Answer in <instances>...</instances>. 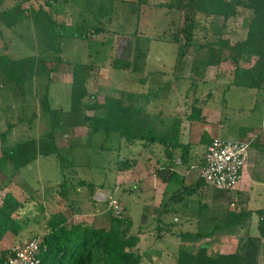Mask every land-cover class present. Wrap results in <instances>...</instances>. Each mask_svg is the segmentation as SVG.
<instances>
[{"label":"rangeland","instance_id":"obj_1","mask_svg":"<svg viewBox=\"0 0 264 264\" xmlns=\"http://www.w3.org/2000/svg\"><path fill=\"white\" fill-rule=\"evenodd\" d=\"M133 1L135 0L113 1L111 21L105 23V18L101 24L108 28L107 32H100L95 38L90 37L91 41L71 38L70 41L66 39L63 42L62 46L65 50L61 49L60 53L64 59L71 62L81 61L92 66L87 88L93 97L84 98L85 103H101L106 95L115 97L122 95L125 104L130 102L135 107H141L146 113L147 111L158 113L162 110L164 113L171 111L173 114L175 109L190 113L195 96L203 99L207 97V92L212 91L210 100L206 101L208 98L203 100L208 105L206 110L212 114L208 115L207 126L211 127L212 135L225 140H239V130L243 126L254 123V131L258 132L260 140L264 136L262 122L264 112L263 104L260 103V101L263 102L264 89L230 85L234 66L228 58L230 54L228 50L221 52L222 59L217 66L210 67L221 77L217 81L213 80L214 82L203 78L209 47L216 48L218 38L234 43L246 37L248 20L253 16V11L246 9L243 5L248 1L240 0L236 15L230 16L225 22L221 17L196 13L192 43L184 45L182 54H178V43L155 37L157 33L154 29L160 32L162 23L168 21L171 15L164 16L165 9L151 7L147 9V6L142 7L139 12H132L130 4ZM44 2L45 0H31L24 2L22 7L35 9L43 5L54 20L65 24H75L87 12L85 0H54L50 7L45 6ZM14 3H16L15 0H5L2 7H10ZM134 32L141 37H150L147 42V58L142 71L134 74L111 69L110 60L122 52L125 44L134 40ZM37 46H39V37L29 18L11 28L0 22V54L20 58L38 53ZM57 54L56 47L41 53L46 59L54 58ZM254 60L255 57L242 60L240 66L248 68L252 66ZM62 67V74L53 73L51 76L48 98L52 109L60 108L62 111H68L71 66L63 63ZM208 74L212 78L213 73ZM45 81L33 82L31 87L30 84H25L24 91L20 94L18 89H12L7 85L6 79L0 73V132L7 130L6 140L4 143L0 142V147L1 145L10 146L27 138H38L50 129L47 116L41 113L39 107V98L43 94L42 88ZM228 84L230 87L226 89L224 85ZM146 95L152 100L151 102L147 101ZM256 100L258 101L255 105ZM249 107L254 108L248 109ZM239 108H244L246 113L239 114ZM32 110L36 111V117L30 121L28 118ZM82 113L91 117L95 114L102 115L103 111L83 108ZM180 115L182 116V113ZM8 124L12 125L9 129H7ZM92 129L90 125L84 123L82 126H64L55 130V141L59 155L63 156L62 160L59 156L50 155L40 157L9 174L0 171V200L7 190H11L14 196H19L20 200L28 199L14 217L24 215V218H20L24 220L33 217V213L36 215L33 218L34 222L30 220V223L20 230L16 236L17 241L22 239L24 241L33 236L41 237L45 222L51 215L50 212L58 211L57 209L69 217L73 215L74 221L83 222L84 220L85 223L88 221L95 226L108 227L111 217H116L112 207L109 206V196L116 199L122 208L120 219L124 222L130 221L128 233L140 235L135 251L140 255L142 264H147V246L155 243L154 238L157 237L159 242L156 241L154 247L156 252H160V258L156 261H162V264H174L175 255L181 247L195 249L205 246L209 254L230 253L239 248L245 237L258 238L256 228L258 216L255 211L260 205L254 198L264 193V181H258L259 185L256 187L240 189L238 185L235 191L229 193L200 184L196 187L198 190L195 194L190 192L186 194L187 192L182 190L181 193L185 194L184 199L178 204L180 206L175 208L176 203L179 202H168L167 198L162 199L163 187L158 181L149 179L147 176L149 170L154 169L155 165L154 159L147 157V154L152 153L150 149H147L146 141L126 142L117 131L107 135L102 129L95 131ZM158 148H160L158 144L153 145L152 150H159ZM125 158H136L137 161L130 169L118 170L116 162ZM199 160L200 157L197 162ZM60 165H63V169ZM186 174L194 180L200 177L199 171L195 169H189ZM81 179L95 183L94 192H103L102 198L105 200L96 201L95 196H91L87 188L78 187ZM63 180L70 186L67 201L61 193L55 191L56 185ZM6 181L7 183H4ZM32 188L34 192L37 191L33 205H31L33 199L30 195L33 192ZM167 196H170V192ZM71 198L76 202L73 206L67 203ZM37 200L39 203L36 202ZM201 203L207 206V210L205 207H200ZM147 204H149L148 208ZM193 208L196 210L198 208L202 213L201 217H220L226 210L240 208L250 210L251 214L247 224L238 230L218 231L208 238H200L192 242L190 237L181 238L176 232L178 230L195 231L196 226H200L201 222L193 224L189 221L192 219L190 215ZM99 210H103L100 221L93 219ZM196 210L194 209V212ZM177 213L182 215L185 213L188 216L184 220V225L187 227L169 226ZM157 216L162 220H158ZM76 217L78 219H75ZM91 219L93 221H90ZM213 223L210 222V224ZM167 225L173 230L167 229ZM207 230V225L203 223L200 231ZM170 231L173 232L170 233ZM258 264H264V239H260Z\"/></svg>","mask_w":264,"mask_h":264},{"label":"trees","instance_id":"obj_2","mask_svg":"<svg viewBox=\"0 0 264 264\" xmlns=\"http://www.w3.org/2000/svg\"><path fill=\"white\" fill-rule=\"evenodd\" d=\"M5 0H0V22L8 28L18 25L29 18L39 37V46L36 54L14 58L7 54H0V73L12 89H18L20 94L24 91V85L40 80H46L43 84V94L39 98L40 111L50 124V129L38 138H27L10 146L0 147V171L9 174L27 166L38 157L59 155L55 141V130L61 127L82 126L84 123L95 130L102 129L107 135L117 131L126 142L136 140L160 143L165 150L175 147L173 133L157 132L148 122L149 116L139 106L132 103L125 104L123 96L106 95L101 103H85L84 98H92L87 83L90 78L91 64L81 61H69L62 57L63 42L74 38L91 41L100 32H107L108 28L102 26L111 21V10L114 0H85L86 15L82 16L75 24L59 23L51 14L40 5L38 8H23L22 4L31 0H15L10 7H2ZM13 1V0H12ZM54 0H45L44 5L50 7ZM244 2L246 9L253 11V16L248 20L247 34L242 40L229 43V40L218 38L216 48L210 46L206 61L207 65L218 64L221 61V52L228 50V58L233 64V76L231 85L264 89V0H247ZM240 0H135L130 4L131 11H137L145 6L154 9H165L164 16L171 15L168 21L162 23V29L156 30V39L163 38L178 43V54L184 52V45H190L194 37L195 14L201 12L206 16L221 17L225 22L230 16L236 15ZM134 40L125 44L120 54L110 60V67L114 70H124L131 73L141 72L147 58V42L150 37H141L135 32ZM182 38V41H181ZM89 39V40H88ZM68 41V43H69ZM88 45V43H87ZM56 47L57 55L51 59L44 58L41 53ZM87 47V46H86ZM62 49V50H61ZM65 50V48H64ZM63 50V51H64ZM123 51L125 53L123 54ZM255 57L252 66L245 68L240 66V61L250 60ZM66 63L71 66L70 82V109L62 111L60 108L52 109L48 98L49 84L53 73L61 72V65ZM63 72V71H62ZM31 90V89H30ZM131 95V94H130ZM147 98L148 95H146ZM131 98V97H129ZM83 108L101 109V114L91 117L82 113ZM201 110L193 106L189 113V119H200ZM36 117V111L32 110L28 120ZM24 120V119H23ZM12 125L8 124V128ZM7 131V130H6ZM0 132V142L4 143L7 132ZM188 145H183L181 161L188 160ZM136 158L120 159L117 163L118 170H127L136 163ZM63 169V165H60ZM158 176L166 179L180 178L175 171L168 168L156 170ZM196 184H205L202 178L196 179ZM80 186H86L89 194H93L96 184L81 179ZM58 187V188H57ZM69 185L63 180L56 185L55 191L62 194L67 201L70 195ZM191 187L183 190L190 192ZM180 188L172 190L168 200L181 201L183 195ZM188 194V192L186 193ZM73 206V199L67 202ZM21 202L7 191L0 201V240L7 231L17 234L21 229V221L13 216L20 207ZM200 207L207 206L201 203ZM51 215L45 222L44 233L41 236L39 247V264H140V255L135 251L140 235L129 234L130 221L111 217L109 228L95 227L85 222H69L61 211L50 212ZM258 238L245 237L239 248L230 253L209 254L205 246L198 248H179L176 254L177 264H258V252L260 239H264V208L257 209ZM200 214H202L200 212ZM251 211L246 208L238 210H226L220 217H214V224L206 232L187 233L184 238L195 242L200 238H208L218 231H235L242 228L249 221ZM208 218L199 217V221L207 223ZM7 252V250H6ZM4 253L3 257L5 256Z\"/></svg>","mask_w":264,"mask_h":264},{"label":"crops","instance_id":"obj_3","mask_svg":"<svg viewBox=\"0 0 264 264\" xmlns=\"http://www.w3.org/2000/svg\"><path fill=\"white\" fill-rule=\"evenodd\" d=\"M217 65L218 64L207 65L208 68L206 69V67H207L206 66L203 69L204 70L203 71V74H204L203 78L208 79L209 82H214L213 80L217 81V79L220 78L221 75L218 76L219 73L216 72V70L213 71L212 69H210V67H215ZM209 72H210V75L213 73L212 78H211V76H208ZM60 73L62 74L63 72H57L54 74H60ZM207 77H210V78H207ZM70 82H71V79H70ZM70 82H69V84H70ZM230 85L228 84V85H224V86L226 87V89H228L230 87ZM232 86H234V85H232ZM211 93H212V91L207 92V97H204L203 99H200L197 96H195V98H194L195 101H193L194 102L193 106H196L201 110L200 119H198V120L189 119V117H188L189 113H188V111L186 112V110H184V112H179L181 110L175 109L176 111L173 113L174 115L172 114L171 111L167 112L168 115H167V113H164L162 110L159 111L158 113H153V112L147 111V114L149 113L148 114L149 116L147 117V119L149 120L148 122L151 124V126L157 132H159V133H165V132L173 133V137L171 138L170 141H173V145L175 147H173L172 149H170V147H169V148H167L168 150H165V148L162 144L157 143V142L150 143L149 141H147V146H148L147 149H150L151 153H152V154H147V157L148 158L151 157L152 159H154V165H155L154 169L149 170L150 172L147 174V176L149 179L152 178V179H155L156 182L158 181L160 183V185L163 187L162 189L164 191V194H163L162 199L167 198L166 200L168 202H179V203H176L177 206L175 208L180 206L178 204H180L182 200L181 201H172V200L170 201V200H168L167 194L169 192L171 194L172 190H176L178 188H180V191H182L184 187H191V189H190L191 194L197 193L198 189H196V187H198V184L195 183L196 180L189 178L188 174H186V172H188L189 169H195V170L199 171L198 168L200 169L199 166L201 165L206 145L208 144V142L212 138L216 137L215 135H212L211 127H207L208 126V115H212V114H210V112H208L206 110V108L208 107V105H206V103H207L206 101H209L210 98L212 97ZM205 99H207V100L203 101ZM147 101L151 102L152 100L148 98ZM257 101L258 100L255 101V105H256ZM262 101L263 102L260 101V103L263 104V112H264V97L262 98ZM202 103H204V105H201ZM255 105H254V107H255ZM254 107H252V108L249 107L248 109H253ZM238 112H239V114H245L246 110L244 108H239ZM181 113H182V116L180 115ZM262 122L264 124V115L262 117ZM239 134H240V136H239L240 139L239 140H232V141L249 142L248 159H247L246 165L242 171V176H241V180L239 183V185H240L239 187H241L240 189L248 188V187H256L259 185L258 181H264V136H262L260 138V140L258 139L259 134H258V132L254 131V123H252V125L248 124L247 126H243L239 130ZM220 139H222V138H220ZM157 144L160 147V148H158L159 150H152L153 145H157ZM183 145L189 146L188 160H187V162H184V163L181 161V155H182L181 149H182ZM154 154H155V156H153ZM198 157H200V160L197 162ZM39 158L40 157H38L37 159H39ZM161 168H168L170 171H175L178 174V176H180V178H176L173 180V179H166V177L162 178V177L158 176L156 173V170H159ZM186 168H187V170H186ZM7 181L4 183H7ZM150 183H152V182H150ZM26 186H29V185L26 184ZM29 187H31V186H29ZM78 187H80V185H78ZM81 187L86 188V186H81ZM31 190L33 191V188ZM7 191L11 192V190H7ZM187 192H188V194H190L189 191H187ZM36 193H37V191L36 192L33 191L30 193V195L33 199L31 201L32 202L31 205H33L35 200H36L34 197ZM53 193H55V191H53ZM12 194H14V193H12ZM181 194L183 196L185 195L183 193H181ZM263 194L259 195L257 198H254V199H256L255 202H258L260 205L257 207V209L264 208V195ZM93 195L95 196L96 201H104L102 198L103 192L96 191L91 196H93ZM15 197L17 198L18 201L21 202V205L13 213V216H15V213L18 214V212H20L21 208H23V206H24L23 203L28 201L27 198L20 200L18 198L19 196L16 195ZM183 199H184V197H183ZM36 202L39 203L38 200ZM73 204L75 205L76 202ZM148 207H149V204H147V208ZM194 209L196 210V208L192 209V215H190L192 217V219H189V221L192 222L193 224L194 223L199 224V222H200L199 221L200 211L197 208V210L194 212ZM57 210L60 211V209H57ZM97 212L98 213L95 214L93 219H97L98 221H100V220H102V218H100V215H101V212H103V210L102 211L99 210ZM61 213L65 218H67V220L69 222H71V221L79 222V221L73 220L74 219L73 215H70V217H69L64 212L61 211ZM74 214H75V216H77L76 212ZM32 215H33V217H31V218L28 217L27 219H24V220H20V218H24V215L17 216V218H19V220L21 221V223H20L22 226L21 230L24 229L23 228L24 226H27L28 223H30L29 222L30 220H31V222L35 221L33 218L36 217V215L34 213ZM184 215H185V213L183 215L180 213H177L176 216H173V218H172L173 223L169 224V226L170 225H172L173 227H175V226L176 227L186 226V225H184V220L188 216L187 215L184 216ZM182 216L184 218H182ZM204 218H205V216H204ZM206 218H208V220H207L208 222L204 223V224H206L207 229H209L210 225L212 226L214 224V223L210 224V222H214V220H213L214 216H210V217L207 216ZM75 219H78V218L76 217ZM93 219H91L90 221H93ZM157 219L162 220V219H159L158 216H157ZM83 222H84V220H83ZM86 223H89L92 225V223H90L88 221ZM94 223H95V221H94ZM110 225H111V222L109 223V226ZM109 226L104 227V228H109ZM169 226L167 225V229L170 230V228H171V230H173L172 227H169ZM202 226H203V224L201 223L200 226L199 225L196 226L195 231L178 230V232H176V233L181 238H184V235L187 233L191 234V233H195V232H200V228H202ZM95 227H99V226H95ZM19 232L17 234H14L11 231H7L3 235L2 239L0 240V263H1V260L3 258L4 253L10 247V245H13L16 243L20 244L23 241V239L18 240V241L16 240V236L19 234ZM172 232L173 231H170V233H172ZM33 237L39 238V236H33ZM33 237H31V238H33ZM158 240H159L158 237L154 238L155 243ZM155 243H151L149 246H147V264H162V261L161 262H159L158 260L156 261V259L160 258V256H159L160 252H156L155 247H154ZM175 260H176V255H175ZM141 262H142V259H140V264H142ZM174 264H177L176 261L174 262Z\"/></svg>","mask_w":264,"mask_h":264},{"label":"built area","instance_id":"obj_4","mask_svg":"<svg viewBox=\"0 0 264 264\" xmlns=\"http://www.w3.org/2000/svg\"><path fill=\"white\" fill-rule=\"evenodd\" d=\"M248 149L249 142L212 138L203 154L200 178L217 191H235L248 159ZM108 200L115 216L122 217V208L117 200L111 196ZM40 241V237H33L10 246L0 264H39Z\"/></svg>","mask_w":264,"mask_h":264}]
</instances>
